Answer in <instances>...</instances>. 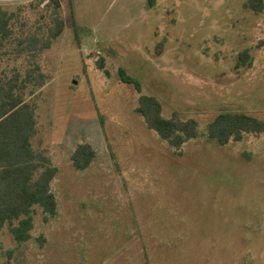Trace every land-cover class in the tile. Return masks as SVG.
Segmentation results:
<instances>
[{"label":"rangeland","instance_id":"1","mask_svg":"<svg viewBox=\"0 0 264 264\" xmlns=\"http://www.w3.org/2000/svg\"><path fill=\"white\" fill-rule=\"evenodd\" d=\"M52 2L0 0L17 14V33L46 31L55 12L66 25L40 58L48 81L36 98L34 140L59 170L58 215L45 223L36 207L33 238L21 245L0 230V264H147L144 245L150 264H264V134L225 147L206 136L223 112L264 120V8L57 0L56 11ZM27 67L26 57L2 61L6 72ZM120 68L162 101L166 117L196 119L198 138L170 148L137 113L140 94L121 82ZM82 143L97 158L78 171L72 155Z\"/></svg>","mask_w":264,"mask_h":264},{"label":"trees","instance_id":"2","mask_svg":"<svg viewBox=\"0 0 264 264\" xmlns=\"http://www.w3.org/2000/svg\"><path fill=\"white\" fill-rule=\"evenodd\" d=\"M153 3V2H152ZM55 10L57 5L52 2ZM250 7L261 12L264 0H250ZM51 25L33 33H17L18 16L0 6V230L8 228L15 241L21 245L32 240L35 228V208L42 209L44 222L58 215L59 204L52 186L58 176V168L46 150L36 147L34 140L39 133L38 91L47 83L48 76L40 64L42 53L50 49L65 30V21L55 12ZM43 30L45 32H43ZM47 33V34H46ZM163 42L157 45L162 53ZM13 54L15 59L26 57L25 71L2 69L4 57ZM248 51L240 55V64H250ZM105 69L104 60L98 61ZM107 74L108 72L105 71ZM122 83L131 85L140 94L137 113L146 126L154 131L170 148L181 151L199 136L196 119H182L178 114L166 117L162 101L154 95L143 93L142 82L125 68L119 69ZM264 134V120L244 112L218 114L207 127L210 142L225 147L231 142H242L246 135ZM97 158V152L89 143L78 145L72 155L76 170H87ZM41 246L46 238H39ZM9 251L8 255L12 256ZM144 256L150 264V256L144 245Z\"/></svg>","mask_w":264,"mask_h":264},{"label":"water","instance_id":"3","mask_svg":"<svg viewBox=\"0 0 264 264\" xmlns=\"http://www.w3.org/2000/svg\"><path fill=\"white\" fill-rule=\"evenodd\" d=\"M52 1L55 2V3L57 2V0H52Z\"/></svg>","mask_w":264,"mask_h":264}]
</instances>
